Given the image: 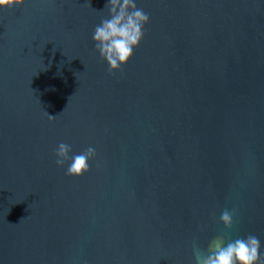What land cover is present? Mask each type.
<instances>
[{
  "label": "water",
  "instance_id": "95a60500",
  "mask_svg": "<svg viewBox=\"0 0 264 264\" xmlns=\"http://www.w3.org/2000/svg\"><path fill=\"white\" fill-rule=\"evenodd\" d=\"M135 2L150 22L115 73L108 0L0 9V264H195L194 241L249 234L264 258V0ZM62 142L95 148L88 173Z\"/></svg>",
  "mask_w": 264,
  "mask_h": 264
},
{
  "label": "clouds",
  "instance_id": "9594fccd",
  "mask_svg": "<svg viewBox=\"0 0 264 264\" xmlns=\"http://www.w3.org/2000/svg\"><path fill=\"white\" fill-rule=\"evenodd\" d=\"M24 3L25 0H0V9L10 10ZM105 9L108 15L96 26L93 41L101 59L107 63L109 72L115 73L133 57L134 50L144 39V28L150 22V17L137 7L135 0H108ZM48 116L50 121L55 120V117ZM71 151L69 144L60 143L56 150V164L63 167L70 160L66 175L80 178L90 171L89 161L96 157V150L89 146L70 157ZM233 220L234 212L227 209L220 215L225 229L232 228ZM260 248V240L255 235L249 234L234 240H226L223 235H218L209 241L207 249L194 241L192 253L195 264H264Z\"/></svg>",
  "mask_w": 264,
  "mask_h": 264
}]
</instances>
